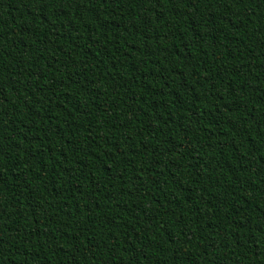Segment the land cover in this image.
Listing matches in <instances>:
<instances>
[{
	"label": "trees",
	"instance_id": "trees-1",
	"mask_svg": "<svg viewBox=\"0 0 264 264\" xmlns=\"http://www.w3.org/2000/svg\"><path fill=\"white\" fill-rule=\"evenodd\" d=\"M0 264H264V0H0Z\"/></svg>",
	"mask_w": 264,
	"mask_h": 264
}]
</instances>
